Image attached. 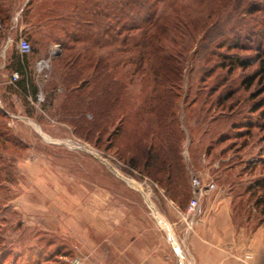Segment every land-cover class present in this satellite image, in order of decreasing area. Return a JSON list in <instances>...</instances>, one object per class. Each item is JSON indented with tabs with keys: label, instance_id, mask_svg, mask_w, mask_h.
I'll return each mask as SVG.
<instances>
[{
	"label": "rangeland",
	"instance_id": "obj_1",
	"mask_svg": "<svg viewBox=\"0 0 264 264\" xmlns=\"http://www.w3.org/2000/svg\"><path fill=\"white\" fill-rule=\"evenodd\" d=\"M243 4L254 13L242 16L249 25L241 42L246 50H232V40L218 39L217 33L196 46L188 58L178 111L186 137L183 156L191 174L229 189L240 177L264 175V0ZM7 42L15 47L17 40ZM237 59L249 67H238ZM251 79L249 89L245 81ZM41 105L0 88V264H103L102 236L89 223V210L104 214L95 195L103 200L108 192L109 200L110 193H141L151 218L152 207L161 215L175 210L169 202L186 211L113 153L75 137L58 118L41 112ZM3 108L13 117L4 119ZM38 117L44 120L39 123ZM66 141L86 148L61 143ZM251 181L247 178L246 189ZM260 195L255 199L264 210ZM119 200L113 199L116 208ZM161 215L163 227L167 222Z\"/></svg>",
	"mask_w": 264,
	"mask_h": 264
},
{
	"label": "trees",
	"instance_id": "obj_2",
	"mask_svg": "<svg viewBox=\"0 0 264 264\" xmlns=\"http://www.w3.org/2000/svg\"><path fill=\"white\" fill-rule=\"evenodd\" d=\"M24 4L0 0V55L9 38L17 40L6 50L11 81L0 88L36 100L33 59L42 47L58 45L62 53L51 60L41 112L58 118L80 140L113 153L187 210L192 174L178 111L189 55L215 33L230 38L232 50L245 51L241 42L249 25L242 16L254 13L243 0H30L20 20L26 29L14 34L11 23ZM21 38L31 45L28 55L18 48ZM13 73L20 75L16 83ZM245 83L250 89L254 81ZM255 176L248 175L255 183L264 177Z\"/></svg>",
	"mask_w": 264,
	"mask_h": 264
},
{
	"label": "crops",
	"instance_id": "obj_3",
	"mask_svg": "<svg viewBox=\"0 0 264 264\" xmlns=\"http://www.w3.org/2000/svg\"><path fill=\"white\" fill-rule=\"evenodd\" d=\"M29 1L25 0V4L15 12L11 23L14 34L26 29L20 20ZM54 49H44L33 59L38 73L35 82L39 87V94H44L43 89L47 85L39 68L44 67ZM2 56L4 62L0 65V86L11 81L10 73L5 71L7 54L3 52ZM8 115L13 117L12 113L8 112ZM245 178L240 177V181L232 189L219 186L217 190L202 197V214L189 233H186L183 212L177 210L171 202L170 207L176 211L170 208L171 214L159 213L167 222L162 227L158 219L154 215L151 218L144 209L145 195L141 193H121L114 194L113 197L110 193L109 200L106 197L108 192L103 200L95 195L99 204L102 201L104 214L89 210V223H93L97 228L94 230L95 234L103 239L105 250L102 263L179 264L168 239L172 232L171 236L186 255L185 264H264V210H260V199H255L256 192L264 196V188L259 186L264 185V177H261L260 183L248 182L252 187L248 189L244 185L247 178H251ZM113 199L121 200L118 201L119 208L114 206ZM95 248L99 250V245L95 244Z\"/></svg>",
	"mask_w": 264,
	"mask_h": 264
},
{
	"label": "built area",
	"instance_id": "obj_4",
	"mask_svg": "<svg viewBox=\"0 0 264 264\" xmlns=\"http://www.w3.org/2000/svg\"><path fill=\"white\" fill-rule=\"evenodd\" d=\"M10 42H8L7 47L4 49V52L8 49ZM18 48L21 52L22 55H28L31 53V45L30 43L26 40L21 38L19 43H18ZM50 65L48 62L45 63L44 67L39 68L40 69V74L43 75V72L45 74V69H49ZM48 75H44V79H48ZM20 75L19 73H13L12 75V82L16 83L19 81ZM45 102V96L43 93L38 94L37 96V103L42 104ZM191 187L193 191V197L189 202V205L187 207V210L183 212V219L186 223V233H189L193 230L194 225L197 223L199 220L201 214H202V207H201V199L204 197L206 194L213 192L216 190V185L214 183H204L203 180L200 178L192 175V180H191ZM171 246L173 247L176 256L179 259V264H185L186 263V255L184 254L182 248L178 244L177 241L174 240V237L171 236V233H169L168 237ZM76 264H80V261L77 260L75 262Z\"/></svg>",
	"mask_w": 264,
	"mask_h": 264
},
{
	"label": "bare ground",
	"instance_id": "obj_5",
	"mask_svg": "<svg viewBox=\"0 0 264 264\" xmlns=\"http://www.w3.org/2000/svg\"><path fill=\"white\" fill-rule=\"evenodd\" d=\"M39 129V128H38ZM40 133L42 132V131H39ZM43 134V133H42ZM47 138V140L48 141H53L52 139H50L49 137H46ZM56 143V142H55ZM61 143H64V144H67L69 147H71V148H73V149H85L84 147H81V146H78V145H76V144H74L73 142H71V141H66V142H61ZM85 151V150H84ZM89 151V150H88ZM91 153L93 154V155H96L94 152H92L91 151ZM151 205V204H150ZM151 207H152V205H151ZM152 209H153V212H154V215H155V217L158 219L159 218V213H157V210L156 209H154L153 207H152ZM163 222H161V224H162ZM165 226H166V224H165ZM187 253V252H186ZM188 257V256H187ZM188 259V258H187ZM187 262V261H186Z\"/></svg>",
	"mask_w": 264,
	"mask_h": 264
},
{
	"label": "water",
	"instance_id": "obj_6",
	"mask_svg": "<svg viewBox=\"0 0 264 264\" xmlns=\"http://www.w3.org/2000/svg\"><path fill=\"white\" fill-rule=\"evenodd\" d=\"M61 52H62L61 47H59V46L56 47L54 49V51L51 53V57H50V59L47 62L49 63V62H51L52 58L60 56Z\"/></svg>",
	"mask_w": 264,
	"mask_h": 264
}]
</instances>
